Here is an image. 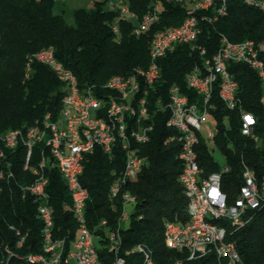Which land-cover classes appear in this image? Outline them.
Here are the masks:
<instances>
[{
  "label": "trees",
  "instance_id": "16d2710c",
  "mask_svg": "<svg viewBox=\"0 0 264 264\" xmlns=\"http://www.w3.org/2000/svg\"><path fill=\"white\" fill-rule=\"evenodd\" d=\"M109 1L93 0L92 7L75 9L73 22L67 23L63 14L54 12L53 0H0V169L13 174L0 184V264H28L25 260L28 255L43 253V226L38 217V204L30 195H24L28 194L24 187L34 179L32 172L24 169L25 146L18 144L16 148H7L1 138L9 130L25 131L40 124L47 114L56 121L62 108L64 87L46 65L36 61L30 64L26 77L28 57L52 48L56 59L74 73L81 89L92 88L98 95L106 93L104 84L110 77L129 76L136 69L146 68L154 35L183 24L190 9L188 3L173 0H120L136 20H120L119 32L115 33L112 26L118 14L108 11ZM226 9V14L216 20H212L211 11L195 14L199 34L194 47L172 45L159 61V81L149 88V106L154 109L150 113L155 112L154 128L150 141L138 145V154L144 162L136 182L122 186V192L133 195L135 202L129 224L121 230L119 249L141 246L151 255L154 264H219V258L212 253L191 260L169 249L163 238L166 221L186 222L188 202L178 180L181 171L178 147L167 141L170 135L165 126L167 114L157 113L153 104L160 99L167 105L168 91L173 85L191 101H197L196 93L186 85L187 76L200 67L205 58L215 55L223 37L234 44L245 40L257 44L264 42L263 11L241 0H226ZM152 12L158 15L157 21L144 34H134L138 21ZM198 47L205 49V56L200 54ZM227 67L237 83L240 108L227 109L215 91L208 112L216 125L213 143L229 167V172L222 177V188L231 201L242 181L243 164L258 179L264 177V96L255 70L234 62H229ZM240 110L254 116V137L241 134ZM206 141L201 137L196 149L203 176L220 169ZM41 148L35 147L33 164L39 159ZM114 151L111 156L96 148L87 155L80 176V183L88 190L87 226L95 234L114 231L120 211L119 202L110 198L109 188L121 175L125 158L119 148ZM45 175L54 239L64 240L65 246L70 248L78 233L70 194L56 167L45 168ZM243 219L241 227L224 222L227 239L235 243L242 264H264V203L247 211ZM102 220L106 225L100 228L98 224ZM21 237L24 240L18 245ZM101 237V242H106V235ZM98 252L101 260L99 245ZM109 254L103 243L102 255ZM139 261V255L135 254L127 258L126 264ZM111 262L112 256L104 257V264Z\"/></svg>",
  "mask_w": 264,
  "mask_h": 264
},
{
  "label": "built area",
  "instance_id": "2783aa9c",
  "mask_svg": "<svg viewBox=\"0 0 264 264\" xmlns=\"http://www.w3.org/2000/svg\"><path fill=\"white\" fill-rule=\"evenodd\" d=\"M55 1V0H54ZM66 1V0H62ZM176 3H188L191 9V19H189L188 27L184 32V39L177 41V44H188L194 47L195 41L199 34V28L196 24V13L199 11H211L213 16L212 20H216L220 16L226 14V3L223 0H173ZM247 5H256L261 11L264 12V2L261 0H241ZM108 11L118 14V17L112 26L113 32L118 33V22L124 20V14L129 11V7H120V0H110L108 2ZM158 15L154 12L148 13V16H143L133 29L136 35L144 34L146 26L149 22H156ZM133 20H136L133 19ZM211 21V19H209ZM163 32V35L157 37L156 45V68L153 74L147 76V86L137 85L134 101L130 104L139 105V126L143 120H148L143 115V103L146 101V91L160 79V66L159 61L166 55L169 49V40L173 39V33ZM229 41L223 37L220 40V47L215 53V61L202 62L200 67H196L186 79V85L196 93L197 101H191L187 95L181 92L178 86L173 87L172 96H168L169 110L160 111V106L153 104L157 108V113L166 112L167 117L165 126L170 130V135L167 139L168 142L174 143L178 147V160L181 163V171L178 180L184 190L187 198V220L184 223L166 221L163 226L164 238L170 242L172 251H183L188 248L189 241H196L197 251L196 256H191V260L201 258V249H207L209 233L217 234V244L220 246V259L219 264H232L240 263L241 259L236 250L235 243L227 239V229L224 222L227 221L231 226L241 227V222L244 221V215L247 211L253 210V207H258L259 201H264V177L258 179L257 176L245 164L241 174V184L236 190V196L233 200L229 201L226 191L222 188V177L229 172V167L225 164L219 171L210 173L208 176H203L198 161L197 142L194 137V129H201V133L205 134V139L213 142L214 132L206 124L209 112H202V104H210V100L215 91L224 106L229 110L240 108L237 94V83L232 74L228 70L227 64L229 62L245 64L249 68L257 72L262 86V93L264 96V42L261 46H254L253 40H245L243 44V52H235V49H225V42ZM202 56H205V49L197 48ZM252 50L260 51V59H252ZM38 61L41 65L46 63H54L59 65V72L53 73L57 80L63 84L65 99L68 101L69 106H77L80 108V118H73L69 114L70 131L68 135H64L66 141V148H64V155L62 158V167L70 169V176L66 177L72 181V192L77 197V215L75 220L78 225V233L76 238V246L67 245L64 247L62 256H57L60 259V264H91L93 262H102L104 264V257L114 256L115 264H120V261H127V258L132 255H139L140 261L136 264H144L143 254L146 252L138 251V245L128 251H119V242L122 228V222L129 219L126 212L128 201H124L122 196V184L120 186L110 187V198L119 202V215L117 217L114 231L104 234H89L86 229V216L85 208L82 205L83 191L80 189L77 182L78 170H81V164H78L76 159V151H71V141L76 137L84 136L85 128H77V120L82 119L84 116V105L87 103H98L101 100V95L106 93H99L97 102H78L77 89L74 81V73L60 64L56 59L55 54L48 52L42 60ZM120 88V82L115 86V89ZM130 104L126 106L117 105V110L114 114L122 121V130L125 132L124 123H127V113L130 109ZM211 108V104H210ZM240 130L244 136L254 137V126L256 124L254 116L243 110L239 111ZM251 118V122L249 119ZM87 124H99V129L105 131V123L103 117H100V112L95 113V120ZM61 121H56V126H47V130H52V144L54 130H59ZM86 127V126H85ZM154 127L151 121V129ZM151 131V130H150ZM136 137V149L138 145L148 143L147 134H139ZM26 138V137H25ZM41 137H38V140ZM92 142H98V139H92ZM88 144H86L87 146ZM9 146H15V138H10ZM50 146V147H51ZM26 163L32 155L33 144H26ZM79 150H85L80 148ZM2 151V149H1ZM106 153L107 148H106ZM141 161H131L128 156V149L126 150V175L125 181L135 183L138 174L143 165ZM9 164L7 163V166ZM26 166V165H25ZM47 184L42 187H32L33 202L39 204V211L43 214L42 233H44V240H50L53 236V217H48V213H44V204H48L49 194L46 191ZM194 190H201L202 200L194 199ZM114 208L113 204L111 206ZM134 209V207H133ZM98 226H104L103 220L100 221ZM101 235H108V242H101ZM92 239H99V249L101 250V260H94L92 253L89 252V244ZM114 243V250L109 255H102V244ZM45 251H50V248H43ZM33 264H51V261L37 262L32 260Z\"/></svg>",
  "mask_w": 264,
  "mask_h": 264
},
{
  "label": "bare ground",
  "instance_id": "6f19581e",
  "mask_svg": "<svg viewBox=\"0 0 264 264\" xmlns=\"http://www.w3.org/2000/svg\"><path fill=\"white\" fill-rule=\"evenodd\" d=\"M226 3V0H223ZM264 2V0H261ZM256 6V5H253ZM120 7H127L123 4ZM144 16H148V13ZM124 18L133 20L135 16L131 14L129 11H126L124 14ZM206 18V17H204ZM189 19H191V9L188 10V17L184 21L183 24L177 27L169 28L163 31L157 32L151 40L149 47V64L144 69H136L129 76H120L114 75L110 77L106 83L104 84V90L106 94L101 95V100L98 103H87L84 105V116L82 119L77 120V128H85L83 137H76L71 141V151H76V159L78 164H81V170H78L77 173V182L80 189L83 191L82 195V205L84 208L86 207V202L88 199V190L80 183V176L83 173L84 163L86 161V157L88 154H91L96 148H100L104 153L107 152L109 155L114 154V150L119 148L120 151L124 152V169L121 175L113 181L110 187L120 186V183H123L122 186H125L131 181H125L126 175V150L128 149V156L131 161H141V157L139 156V152L136 149V137L139 134H147L148 132L153 131L151 129V121L154 120V113H150L154 111V109H150L149 106V91H146V101L143 103V115L148 118V120H143L139 126V105L130 104L134 101L135 93L137 85L139 86H147V76H150L154 73L156 68V45H157V37L163 35V32H171V30H176L173 33V39L169 40V49L172 45L177 44V41H181L184 39L185 29L188 27ZM153 22H149L146 26L145 31H147L150 25ZM196 24L198 25V19L196 17ZM144 31V32H145ZM254 42V41H253ZM254 46H261V43H255ZM225 49H235V52H243V44H234L229 41L225 42ZM50 52L54 54V50L52 48L42 49L39 52L28 57V62L26 66V77L28 76V72L30 71V64L33 62L32 60H42L46 54ZM259 50H252V59H260ZM206 61H215V55L212 58H206ZM38 62V61H36ZM62 64L61 62H59ZM46 66L53 72H59V65L54 63H46ZM74 81L77 89V100L78 102H85L89 100V102H97L99 99V95L94 92L92 88L81 89L78 85V80L74 75ZM120 82V88L115 89V86ZM176 86V85H173ZM173 87L171 86L168 91V96H172ZM130 104L129 112L127 113V123H124L125 132H121L122 130V121L114 114V111L117 110V105L126 106ZM156 106H160V111L169 110V100L167 105H163L161 100L158 99L154 103ZM151 105V104H150ZM208 108H210V104H202V112H208ZM100 112V117H103V122L105 123L106 136L105 131L99 129V124H87L91 123L95 120V113ZM69 114L73 116V118H80V108L77 106H69L68 101L65 99V94L62 100V108L60 110V114L56 121H61V125L59 130H54L53 143L52 144V130H47V126H56V121H52L50 119L49 114H47L40 124L34 125L25 131L22 130H9L4 134L1 138L2 143L7 148H16L18 144H22L26 147V144H33L32 155L28 159L26 163V155H25V164L24 169L30 170L33 174L34 179L30 182V184L24 187V190L28 194H32V187H42L48 183V180L45 175V168H54L56 167L58 171L62 175V179L66 184L68 189V193L70 194L71 200V209L73 211V215H77V197L72 192V181L69 180L68 176H70V169L62 167V158L61 155H64V148H66V141L64 140V135H68L70 131V121ZM86 126V127H85ZM151 130V131H150ZM26 137V138H25ZM38 137H41L38 140ZM194 137H196L197 144L200 141L201 137L205 138V134L201 133V129H194ZM10 138H15V146H9ZM98 139V142H92V139ZM214 138V135H213ZM150 141V137H148V142ZM86 144H88L86 146ZM146 144V143H143ZM142 145V144H141ZM42 147L39 151V159L35 164L32 163L35 147ZM51 146V147H50ZM85 150H79L80 148H84ZM45 149L46 153L45 154ZM26 165V166H25ZM13 177L11 171L7 174L0 169V184L1 181L7 178ZM122 196H124V201H128V205L135 202V197L133 195H129L127 192H122ZM194 199L202 200V192L201 190H194ZM264 201H259L258 207H253V209H257L261 207ZM67 206V205H66ZM69 208L68 206L66 207ZM38 217L43 222V214L39 211V204L37 206ZM44 213H48V217H52V211L48 204H44ZM104 226L106 225V221H104ZM242 224V222H241ZM86 229L89 234H95L92 230L89 229L86 222ZM113 231H106L105 233H110ZM17 235L20 236V233L17 232ZM43 237V248H50V251H45L43 249L42 254L37 255H28L25 260L28 264H33L32 260H37V262H45L51 261V264H60V259H56L57 256H62L64 252L65 242L64 240H56L54 238L50 240H44V233H42ZM77 238V237H76ZM164 238V232H163ZM102 239V237H101ZM24 240V237L18 242V245H21ZM165 240V238H164ZM166 241V240H165ZM106 242H108V235H106ZM122 240L120 238L119 248L121 246ZM169 249H171L170 242H167ZM99 239H92L89 244V252L92 253L94 260H100L99 252H98ZM71 246H76V239L72 242ZM133 249V248H132ZM106 250L110 253L114 250V243H106ZM130 249H125L123 251H128ZM120 251V249H119ZM138 251L146 252L143 254L144 264H154L151 255L144 250L141 246H138ZM197 244L196 241H189L188 248H184L183 251H176L178 253L185 254L188 258L191 259V256H196ZM212 253L220 259V246L217 244V234L209 233L208 236V246L207 249H201V257ZM91 264H102L101 262H93ZM111 264H115L114 256H112ZM120 264H126V261H120ZM174 264H181V262H176ZM232 264H240V263H232Z\"/></svg>",
  "mask_w": 264,
  "mask_h": 264
},
{
  "label": "rangeland",
  "instance_id": "374dc122",
  "mask_svg": "<svg viewBox=\"0 0 264 264\" xmlns=\"http://www.w3.org/2000/svg\"><path fill=\"white\" fill-rule=\"evenodd\" d=\"M92 1L93 0H66V1L55 0L54 1V12L63 14L67 23H72L73 22V11L77 8L92 7ZM206 124L213 132H215L216 125L211 117L207 116ZM206 142H207L208 149L212 152L214 160L217 162L220 168H223L225 166L224 156L222 155L220 150L216 148L213 142H211L210 140H207ZM133 206L134 205L132 204L126 207V212L128 216H130V213L133 210ZM128 224H129V220H125L124 222H122V228L126 229Z\"/></svg>",
  "mask_w": 264,
  "mask_h": 264
},
{
  "label": "crops",
  "instance_id": "0c3cea01",
  "mask_svg": "<svg viewBox=\"0 0 264 264\" xmlns=\"http://www.w3.org/2000/svg\"><path fill=\"white\" fill-rule=\"evenodd\" d=\"M123 5V3H122V1H120V6H122Z\"/></svg>",
  "mask_w": 264,
  "mask_h": 264
},
{
  "label": "snow or ice",
  "instance_id": "6c2138e0",
  "mask_svg": "<svg viewBox=\"0 0 264 264\" xmlns=\"http://www.w3.org/2000/svg\"><path fill=\"white\" fill-rule=\"evenodd\" d=\"M249 119V122H251V118H248Z\"/></svg>",
  "mask_w": 264,
  "mask_h": 264
}]
</instances>
